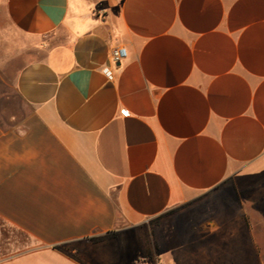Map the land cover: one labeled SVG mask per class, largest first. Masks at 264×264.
Segmentation results:
<instances>
[{"label": "crops", "instance_id": "crops-1", "mask_svg": "<svg viewBox=\"0 0 264 264\" xmlns=\"http://www.w3.org/2000/svg\"><path fill=\"white\" fill-rule=\"evenodd\" d=\"M14 97L0 264H264V0H0Z\"/></svg>", "mask_w": 264, "mask_h": 264}, {"label": "rangeland", "instance_id": "rangeland-1", "mask_svg": "<svg viewBox=\"0 0 264 264\" xmlns=\"http://www.w3.org/2000/svg\"><path fill=\"white\" fill-rule=\"evenodd\" d=\"M5 110L0 113V115H4L3 118H0V121L5 125H11L14 122V117L21 118L22 115L25 114V108L20 102H16L15 97L11 102L4 103ZM8 116V117H6Z\"/></svg>", "mask_w": 264, "mask_h": 264}, {"label": "built area", "instance_id": "built-area-1", "mask_svg": "<svg viewBox=\"0 0 264 264\" xmlns=\"http://www.w3.org/2000/svg\"><path fill=\"white\" fill-rule=\"evenodd\" d=\"M128 57V50L126 47H117L112 52L113 61L120 63Z\"/></svg>", "mask_w": 264, "mask_h": 264}]
</instances>
